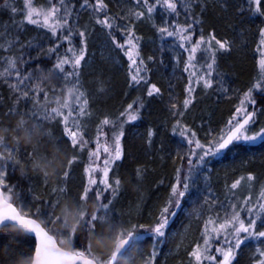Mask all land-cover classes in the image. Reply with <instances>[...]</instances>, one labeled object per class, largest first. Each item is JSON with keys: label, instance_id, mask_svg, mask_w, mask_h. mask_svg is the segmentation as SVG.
I'll list each match as a JSON object with an SVG mask.
<instances>
[{"label": "trees", "instance_id": "trees-1", "mask_svg": "<svg viewBox=\"0 0 264 264\" xmlns=\"http://www.w3.org/2000/svg\"><path fill=\"white\" fill-rule=\"evenodd\" d=\"M92 1L90 0V3ZM3 3L4 0H0V5ZM105 3L108 15L114 17L115 20L127 16L130 8L139 10L136 0H105ZM15 7L20 9L15 15L7 8L0 9V44L3 45L0 48V71L7 66L8 58H14L17 61V68L24 74L39 75L38 69L52 70L58 53L54 52L49 55L47 50L50 47H55L60 41L52 38L51 33L44 28L27 24L22 29L18 28L17 22L24 18V7L21 4H17ZM241 8L244 11H239ZM162 9L164 14L170 16L167 25L170 28L177 24L192 23L190 30L192 38L199 39L203 36L208 41L209 37L214 35L221 42H230L227 51L220 50L216 53L218 72L230 85L231 94L247 91L251 80L257 77V74H254L253 53L258 51L257 48H251V44L260 40L259 29L264 27V16L251 14L248 11L247 0H206V2L193 3L190 11H186L183 4L178 2L177 13L179 14L177 15ZM122 20L126 21L127 25H134L135 35L139 37L138 51L149 69L145 74L148 78L147 83L129 86L127 57L122 52V62H118L111 53V48H114L110 40L113 36L112 31H107L106 37L91 33L94 44V46L91 45L90 50L92 55L86 52L88 57L91 56V60L86 68L82 67L79 70V79L89 100L88 110L91 113L89 117L85 118L83 134L85 139L92 143L83 151L76 152L68 138L62 134V125L59 122L54 121L44 125V130L51 133L55 139L42 136L37 155L48 157L50 155L48 149L55 146L59 148L65 158L54 182H49L41 173L30 167L32 162L28 159L27 154L33 150L32 148H18V155L25 165L23 169L20 166H14L11 161L0 162L3 163L6 182L12 185L14 192L18 194V196H14L18 205L24 210L32 212L36 207H41L43 215L40 218L42 219H46L52 213L56 215L59 209V207L52 209L50 205L45 204V201L50 204L59 201V206L65 200L80 202L79 195L86 182L84 168L88 163V151L94 149L93 138L98 133V126L106 117L113 120L119 118L127 106L135 101L134 108L139 107L141 103L143 106L139 108V118L134 122L124 124L123 127L122 159L113 167L116 177L121 181L120 191L110 205L109 215L110 222L117 225L131 227L135 223L143 224L149 228V225L154 222L156 216L154 213L159 211L158 208L163 205L167 197L164 194L165 188L174 176L177 160L181 152L184 154L182 137L179 135L184 119L200 133V130L211 133V130L218 129V126L221 127L233 113V100L222 101L211 94H204L202 91L204 87L201 85L195 87V91L191 94L192 103L185 109L184 100L188 98L186 87L189 83V73L184 71L187 61L184 54L177 50L176 44L180 42L179 39L177 37H162L157 29L146 24L145 19ZM195 20L198 22H194ZM86 26L88 27V25ZM121 39L122 37H117L120 43H122ZM160 40L161 46L158 45ZM88 45L89 43H87ZM68 46L64 42L59 49V54H64ZM72 46L77 48L81 46L80 39L74 33ZM99 49L102 50L103 57H99ZM68 55L70 56V54ZM149 57L152 59L149 60ZM67 69L70 70L69 66ZM101 81L104 87L103 92L98 91ZM12 83H16L14 74L7 80H0V128H14L21 115L28 113L29 115L25 118H30V110L33 109V104L29 100L24 99L19 103L16 102L19 94L11 90L10 84ZM53 84L58 86L56 93L51 92ZM151 85L160 89L159 94L153 96L147 94ZM60 87H62V81L53 80L51 87H47L50 96H62L66 92V88L60 91ZM198 90L202 91L203 95ZM41 100H43L42 94ZM262 100L264 102V99ZM186 115H189V118ZM177 122L180 124V129L174 131ZM36 123H41V121L36 120ZM104 131L112 133L113 129L106 127ZM149 131L153 132L150 143ZM6 140L8 147L11 148V136H6ZM233 148L235 157L229 160L215 159L205 163L214 183H216V189L219 190L221 184L226 181L227 187V183L241 174H243L241 177L244 178L248 174H252L256 178L255 181L264 183V138L247 145L236 144ZM73 155H77L79 160L71 167V176L66 184L67 191L64 194L59 191L53 192L54 187L63 185L60 176L67 166L68 159ZM183 165H185V161ZM138 169L143 170L142 176L139 178L137 176ZM108 195H104L103 202H107ZM35 196H39L40 199H34ZM87 202L97 203L94 189L89 194ZM184 203L183 200L182 210H177L180 215L174 217L170 222L171 230L179 232L177 241L167 238H159L160 243H156L152 239L140 240L139 255L135 257L134 251L128 252V257L132 258L133 264L135 260L141 264L142 258L151 256L153 250L156 252L153 264H186L187 256L182 251L192 242L198 222L195 220L197 209L186 206ZM209 203L211 204V201ZM100 230L101 226L96 231ZM255 231H264V219L257 222ZM77 236L79 239L73 238L72 250L87 251L89 245L87 234L79 233ZM193 244L194 242L191 246ZM61 246L69 250L68 246ZM162 246L166 248L165 251L173 252L172 257L162 258ZM261 247H264V238L245 241L236 250L237 255L232 264H253L256 259V249ZM6 249L9 251L6 252ZM33 251L34 241L25 233L18 231L5 234L0 232V264H26L27 257L33 255ZM99 257L106 258V256Z\"/></svg>", "mask_w": 264, "mask_h": 264}, {"label": "snow or ice", "instance_id": "snow-or-ice-1", "mask_svg": "<svg viewBox=\"0 0 264 264\" xmlns=\"http://www.w3.org/2000/svg\"><path fill=\"white\" fill-rule=\"evenodd\" d=\"M178 2L183 4L186 11H190L193 3L206 2V0H154V2L136 0L139 10L130 8L128 15L121 18L132 20L151 19L152 13L157 6L164 8L168 13L178 14ZM247 2L248 11L251 14L264 16V0H247ZM48 4L50 5L49 7H37L34 0H23L24 18L17 22V27L22 29L27 24L44 28L51 33L52 38L60 41L55 47H50L47 50L49 55L54 52L58 53L53 69H38L39 75L24 74L17 68V61L14 58H8L7 66L0 71V80H7L14 74L16 83L10 84V88L19 94L16 102L19 103L20 100L26 99L33 104V109L30 110V118L26 119L25 117L29 114L24 113L18 120L19 129L30 135L27 125L31 124L34 129L39 131L41 136H48L49 139L54 140L55 137L44 130V125L54 121L59 122L62 125V134L68 138L76 152H81L92 143L86 140L83 134L85 118L89 117L91 113L88 110L89 100L79 79V70L82 68V62L85 61L87 32L86 30H78L81 46L79 48L72 46L74 26L69 23V18L72 16V8L67 4V0H58L56 4H53L52 0H48ZM79 6L81 8H90L96 14L92 17L95 20V24L100 25L103 29L120 31V27L115 23V18L108 15L105 0H95V3H90V0H82ZM3 8L9 9L13 15L20 11V9L15 7V0H4V3L0 5V9ZM239 11H244V9L241 8ZM194 22H198V20ZM191 28L192 23L187 25L177 24L172 28L168 26L158 27V32L162 37H177L180 41L179 47L188 52L184 69L185 72L189 73V83L186 87L188 98L184 100L185 109L191 103V94L195 91L193 84L199 86L202 82V86L205 89L213 87L215 82L213 77L218 72L216 53L220 50L227 51L230 46V42H221L214 35L210 36L208 41L203 36L193 41L190 33ZM122 35L125 36L124 43H120L114 35L111 37V43L116 49H120L129 61V86L147 83L148 78L145 74L149 69L139 54V37L135 35L134 25L125 26ZM259 36L260 40L257 46V51L260 55L258 61L259 74L254 78L255 82L253 85L243 94V98L239 100L235 114L228 121L225 128L221 129L220 134L212 136L211 139L204 143L197 138V134L190 128L183 127L180 129L179 122L174 127V131L180 129V137L189 146L187 152L179 156L181 160H186L187 171H182L181 167L175 169L168 195L163 205L159 208L153 224L149 226V231L156 243L161 242L159 238L166 237L165 230L170 227V221L180 215L177 210H182V199L190 192L192 185L196 183L193 177L196 175L197 170H202L207 158H214L224 150L230 151L229 146L234 145L235 142L255 141L257 137L264 138V127L254 135L248 134L251 125L256 123L258 114L255 107L249 110V106L257 104L253 93H261V99H264V28L259 29ZM213 41L214 44L212 43ZM64 42L69 46L65 53L61 55L59 54V49ZM2 47L3 45L0 44V48ZM197 52L205 53L204 63L199 66L200 69H204L202 72L197 69V65L194 63L197 60ZM68 54L71 55L69 56ZM151 59L152 57H149V60ZM66 66H70L71 70H68ZM53 80H61L62 87L59 90L63 91L66 88V92L62 96L55 95L54 104L38 107V105H42L43 102L47 101L50 96L49 90L45 87V82H52ZM57 91L58 86L53 84L51 92L56 93ZM98 91H104L102 81L99 83ZM224 91H227V89H224ZM159 92V88L151 85L147 94L153 96L154 94H159ZM41 94L43 100H41ZM135 103L134 101L129 104L116 120L106 117L101 121L95 140L96 147L94 150L90 149L88 151V163L84 168L86 182L80 192L79 201L87 202L89 194L95 188V200L97 201L98 211L90 218H86L85 234H95L99 226L110 222V205L119 194L121 181L118 177L110 180L109 173L115 162L122 159L121 138L124 135V124L134 122L139 118V108L143 104L141 103L139 107L134 108ZM36 120H40L41 123H36ZM106 127L113 129L110 142L107 140L102 142V138L106 135L104 131ZM19 129L0 128V130L8 132ZM152 135L153 132L149 131V143ZM38 147L39 144L27 154L28 159L33 162L39 156V162L47 165V156L37 155ZM18 148V145L16 147H8L6 136L0 137V162L11 161L14 166H20L23 169L25 165L18 155ZM57 150H59L58 147ZM102 153L101 166L97 164V161L101 160ZM78 160L79 157L77 155H73L68 159L67 166H65L60 176L63 185L54 187L52 189L53 192L59 191V193L64 194L67 191L66 184L71 176V167ZM35 166H39V163ZM95 173H100L99 180L95 177ZM142 173V169L137 170L138 178L142 176ZM243 179L244 177H241L233 182L231 189H237ZM246 179L248 182H252L256 178L254 175L248 174ZM248 187H251V185L249 184ZM105 192H109L112 197L106 203L103 202ZM14 196H18V194L14 192V187L6 182L3 163H0V230L13 228L25 234H34L35 253L27 257V264H116L118 259L127 258L129 251H134L135 257L139 255L138 245L143 237L138 234V229L144 228L145 225L143 224H132L131 227H124L113 223L119 226L120 231L115 237V250L106 258L94 254L89 245L87 251L72 250L73 238L79 239L77 234L68 238L67 246L69 250H65L59 246L62 245L61 239L65 237V234L53 231L52 227L58 222L59 218L52 213L46 219H42L40 218L43 215L41 207H36L34 212L31 210L26 211L18 205ZM34 199L38 200L40 197L35 196ZM72 202L76 203L74 200ZM204 203L209 204L208 197L204 198ZM45 204L50 205L52 209L59 207V201L51 204L45 201ZM217 204L223 210V218H221L219 213L215 217L211 215L215 211ZM196 211L198 215L202 214L200 209ZM208 212L209 216L204 222V230L201 233L202 244L196 243L195 247L188 253L190 259L186 264H232L237 255L236 250L245 241L264 238V231H255L257 222L264 219V185H261V190L255 203L252 202L250 196L244 199L241 204L228 200L227 207L219 201L212 200ZM8 251L9 249H6V252ZM155 256L156 252L153 250L151 256L142 258L141 264H153ZM256 256L258 259H254L253 264H264V247L256 249Z\"/></svg>", "mask_w": 264, "mask_h": 264}, {"label": "rangeland", "instance_id": "rangeland-1", "mask_svg": "<svg viewBox=\"0 0 264 264\" xmlns=\"http://www.w3.org/2000/svg\"><path fill=\"white\" fill-rule=\"evenodd\" d=\"M94 1L95 0H93L91 3H95ZM34 2H35V6H37V7H49L50 6L48 4V0H34ZM150 2H154V0H150ZM52 3L56 4V3H58V0H52ZM80 3H82V0H67V4L72 8V16L69 18V23L74 26V31H73L74 35L78 36V38L81 40V38H80V36L78 34V30H86L84 28L85 21L89 17H91V18L94 17L96 14H94L90 8H81L79 6ZM17 4L23 5V0H15V5H17ZM23 7H24V5H23ZM162 10H163L162 8L157 6L156 10L152 13L151 19H145L146 24L148 26L154 27V25H155V27H157V32H158V27L167 26L168 25V21L170 20V19L168 20V18L170 16L168 14H164ZM23 12H24V9H23ZM92 19L94 20V18H92ZM142 20H144V19H142ZM125 22L126 21H124L122 19H116L115 20V23L120 27V31H117L115 29H112V30L103 29L100 25L95 24V20H94V23H93L92 27L98 26V27H100V29L104 33H106L107 31L108 32L112 31V35H114L116 38L117 37H122L121 40H122V43H124L125 36L122 35V32H123L124 27L127 26V24H125ZM86 32H87V43H89V45L86 48V50H87L86 52H88L89 55L90 54L92 55L90 50H91V45L94 46V44L92 43V38L93 37L91 36V33L93 31L89 32V31L86 30ZM110 40H111V38H110ZM192 40L196 41L198 39L192 38ZM158 45L161 46V40H160V42H158ZM113 47L115 48L114 45H113ZM117 50L123 55V53L120 51V49H117ZM98 55H99V57H103V53H102L101 49L98 50ZM196 56L201 57L202 60H203L205 58V53L204 52H197ZM185 57H188V56L185 55ZM90 60H91V56L88 57L87 54H86L85 55V61L82 62V67L86 68V66L89 64ZM194 63H196V62H194ZM127 66H128V63L126 65V67ZM67 67L68 66H66V68ZM69 68H70V66H69ZM70 70H71V68H70ZM124 71L126 72L125 69H124ZM128 71H129V69H128ZM219 75H221L220 72H217V73L214 74V76H216V77H214V81H215L214 84H217L219 86L213 87V88H216V91H218V93H223L222 85L225 83V79H224V77H218ZM257 76H258V74H257ZM252 80L253 81L249 84L247 91L249 90V88L255 82L254 78ZM193 87L195 88L196 85L195 86L193 85ZM203 89L206 91V93L210 94V92L208 90H206L205 88H203ZM209 89H211V88H209ZM247 91H244V92L238 91L236 93H233V94L229 95V97L231 98V101L232 100L234 101L233 113H232L231 116H229V118L226 120V122L224 124H222L223 126L222 125H221V127L218 126L219 127L218 129L211 130V133L209 132V135L211 136L210 138L202 140L204 138L203 135L200 132H198L197 130H195L193 127H191L190 124H188V121H186L184 118H183L184 119V124L182 125V128L183 127L190 128L192 131H194L197 134V138L200 139L201 142L206 143L209 139L212 138V136H216V135L220 134L221 129L225 128V126L227 125L228 121L235 114V109L239 105V100L241 98H243V94L245 92H247ZM230 93H231V91H230ZM261 95H262L261 93L254 92L253 96L257 100V104L255 106H249V110H252V108L255 107L257 109V112H258V114L256 116V123L251 125L250 131L248 133L249 135H254L255 133L259 132L262 127H264V105H263L264 102L261 99ZM194 99H196L195 96H194ZM191 103H192V98H191ZM191 103H190V105H191ZM186 116H187V118H189L188 117L189 115H186ZM105 133H106V135L102 138V142L104 140H107V141L110 142L112 133H108V131L105 132ZM95 135L96 136L93 138V141L96 140L97 134H95ZM262 139L263 138L257 137V139L255 141H239V142H236V143L239 144V145H243V144L247 145V144H251V143L260 141ZM181 142L184 145L183 152L186 153L189 146L187 145L186 141H183L182 138H181ZM93 145H94V149H95V147H96L95 141H94ZM233 147H235V145ZM217 158H219V156H216L214 158L213 157L207 158V161L211 162V161H214ZM102 159H103V153H102V156H101V160L97 161V164L102 166ZM182 167H184V169H182V171L186 172L187 171L186 160H185V165H183ZM3 170H4V168H3ZM95 174H97L98 178L100 177V173H95ZM240 178H241V176L237 175V176L234 177V179L231 182L227 183L226 190L228 191V195L229 196H226L224 198V194H223L224 191H222L220 188H219V190L216 189V186H215L216 183H214L212 175L210 174V170L208 169L207 165L204 164L202 170H197L196 175H194V177H193V179L196 180V183L192 185L190 191H191V194L194 196L193 204H195V205H194L193 208L200 209L202 211V214L198 215V213H195V220L198 222V226L195 229V235L192 238V242L187 247H184V250L182 251L184 253V255L187 256L186 261H188L190 259L188 253L195 247L196 243L199 242V243L202 244L201 233L204 230V222H205V220L208 219V216H209L208 208L211 207L210 203L209 204H205L204 203V198L205 197H208V199H209V194H211L213 196V197H211L212 200H216V201H219L220 203H223L225 205V207L228 206V200H231L233 203H236V204H241L243 202V200L248 198L249 196L251 197L253 203L256 202V198H257V196L259 194V191L261 190V188H257V186H256L257 182H259V181H255L254 180L252 182H248L247 179L245 178V179H243L241 181V185L238 186L237 189L232 190L231 189V184L233 182H235L237 179H240ZM226 182H224V183H226ZM249 184L251 185V187H248ZM263 185H264V183H263ZM94 190H95V188H94ZM207 192H209V194ZM221 194H223V195H221ZM229 211H230V209H229ZM217 213H219L221 218H223L224 213H223V210L220 209L219 204H217L215 206V211H213L211 213V215L213 217H215ZM138 234L141 235L142 237L144 236L143 235L144 233H142V232H139ZM178 237H179V232L178 231H173V232L166 231V237H163V239L167 238L169 240L177 241ZM152 240H153V238H152ZM193 242H194V244L191 246V244ZM189 247H190V250L188 251ZM172 253L173 252H170V251L167 252L166 251L163 254L162 258L166 259L167 257H170V256L172 257V255H173ZM255 255H256V252H255ZM148 256H150V255H148ZM256 259H258L257 256H256Z\"/></svg>", "mask_w": 264, "mask_h": 264}, {"label": "clouds", "instance_id": "clouds-1", "mask_svg": "<svg viewBox=\"0 0 264 264\" xmlns=\"http://www.w3.org/2000/svg\"><path fill=\"white\" fill-rule=\"evenodd\" d=\"M45 87H51V82H46ZM54 103L55 97L49 96L48 100L43 102L42 105H38V107ZM27 127L30 130V135L26 134L22 129H19V125L16 124L14 128L19 130L11 132L0 130V137L11 136L10 144L12 147L18 145L19 147L35 149L36 146L40 144L42 136L31 124L27 125ZM48 151L50 155L47 157V165L40 163L39 156H37L30 167L34 171L41 173L49 182H54L65 158L63 153L57 150L55 146L50 147ZM37 163H39V166H35ZM97 211V203L95 202L80 201L78 203H73L71 200L62 201L56 214L59 218L58 222L52 226L53 231L65 234V237L61 239V244L67 246L68 238H71L74 234L84 233L86 218H90ZM119 231V226L109 222L101 225V230L99 232L96 231L95 234H87L91 251L97 256H110L115 250L114 241ZM0 232L8 234L16 233L18 230L4 228L0 230ZM116 264H133V260L130 257L122 258L118 259ZM134 264H138V261L135 260Z\"/></svg>", "mask_w": 264, "mask_h": 264}, {"label": "bare ground", "instance_id": "bare-ground-1", "mask_svg": "<svg viewBox=\"0 0 264 264\" xmlns=\"http://www.w3.org/2000/svg\"><path fill=\"white\" fill-rule=\"evenodd\" d=\"M93 23H94V20L91 18V17H89L86 21H85V23H84V28L87 30V31H93L92 33H95V34H97V35H105V33L98 27V26H95V27H92L93 26ZM86 25H88V27L86 26ZM153 28H155V29H157V27H153ZM264 28V27H263ZM46 30V29H45ZM46 31H48V30H46ZM49 32V31H48ZM104 33V34H103ZM92 36V35H91ZM93 37V36H92ZM101 38L103 37V36H100ZM105 37H106V35H105ZM105 37H103V39H105ZM90 39V38H89ZM100 39V38H99ZM180 43V42H179ZM179 43L178 44H176L177 45V50L180 52V53H182V54H184V56L185 55H187L188 56V52L187 51H185V49H182V48H180L179 47ZM213 44H214V42H212ZM258 44H259V41L257 42V43H253V44H251V48H257V46H258ZM96 46V45H95ZM97 47V46H96ZM218 47V46H217ZM111 53H112V55H114L115 57H116V61H118V62H122V56H121V53L117 50V49H114V48H111ZM253 58H254V67H255V73L254 74H259V66H258V61H259V59H260V55H259V52H256V53H253ZM217 56V55H216ZM185 59L187 60V57H185ZM196 62V64H197V69L199 70V71H204V69H200V65H202L203 63H204V61L202 60V58L201 57H199V56H197V60L195 61ZM217 66V65H216ZM214 77H216V76H214ZM214 77H213V79H214ZM218 77H222V75H219ZM129 80V79H128ZM251 82H252V80H251ZM201 86H202V82H201V84H200ZM194 86H195V84H194ZM197 86V85H196ZM217 86H219V85H217V84H214L213 85V87H217ZM203 87V86H202ZM211 88V89H206V90H208L209 92H210V94L211 95H213V96H216L217 98H219V99H222V101H231V98L229 97V95L231 94L230 93V85L228 84V83H224L223 85H222V90H223V93H218V91H216V88ZM224 89H227V91H224ZM199 91V93L200 94H202L201 92L203 91L204 92V94L206 93V91L205 90H202V91H200V90H198ZM198 93V94H199ZM203 95V94H202ZM90 125V124H89ZM97 125H99V124H97ZM201 131V134L203 135V139L202 140H205V139H207V138H210L211 136L209 135V131H203V130H200ZM199 132V131H198ZM96 136V135H95ZM95 141V140H94ZM94 141H93V143H94ZM237 143L235 142L234 143V145H236ZM234 145H230L229 147H230V151L229 150H224L221 154H219V155H217V156H219V158H217V159H223V158H225V159H227V160H229V159H231V158H233V157H235L236 156V154H234V148H233V146ZM183 153L181 152V154L180 155H182ZM209 158H211V157H209ZM184 161L185 160H181L180 158L177 160V163H176V167L175 168H177V167H182V164L184 163ZM118 162V161H117ZM117 162H115V164L117 163ZM114 164V165H115ZM114 167V166H113ZM82 168H83V166H82ZM95 175V177L97 178V180H99V178H98V176H97V174H94ZM241 175H243V174H241ZM240 175V176H241ZM116 177V173H115V171L113 170V168H112V170L110 171V173H109V178H110V180L112 179V178H115ZM174 177V176H173ZM245 179V178H244ZM173 181V178H171V180L169 181V184L167 185V187L165 188V195H168V191H169V187H170V183ZM261 185H263V183L262 182H257V188H261ZM223 187V188H222ZM220 189L222 190V191H224V198L226 197V196H229L228 195V192H227V190H226V184L225 183H222L221 184V186H220ZM208 194H209V192H207ZM105 194H109L108 196H107V198H109V199H111L112 197H111V194L109 193V192H105ZM104 194V195H105ZM211 197H213L211 194H209V202L212 200L211 199ZM183 200H184V205H186V206H189V207H194V205L195 204H193V200H194V196L191 194V191L188 193V194H186V196L182 199V203H183ZM184 206H182V208H183ZM159 209V208H158ZM195 209H197V208H195ZM158 211V210H157ZM157 211L154 213V216L156 215V213H157ZM197 213V212H196ZM154 216H153V218H154ZM150 219V218H149ZM151 220H152V218H151ZM135 224V223H134ZM150 225H152V223L150 224ZM149 225V226H150ZM172 229V226H171V223H170V227H167L166 228V230L165 231H169V232H173V231H175V230H171ZM139 232H142V233H144L143 235V239H152L153 238V236H152V234L149 232V228H146V227H144V228H140V229H138V233ZM243 235V234H242ZM28 236V235H27ZM30 237V236H29ZM32 238V237H31ZM33 239V238H32ZM33 241H34V239H33ZM34 247H35V242H34ZM166 250V248L165 247H163L162 246V253L164 254V251ZM34 252V251H33ZM166 252V251H165ZM128 256H129V254H127Z\"/></svg>", "mask_w": 264, "mask_h": 264}, {"label": "water", "instance_id": "water-1", "mask_svg": "<svg viewBox=\"0 0 264 264\" xmlns=\"http://www.w3.org/2000/svg\"><path fill=\"white\" fill-rule=\"evenodd\" d=\"M26 235L32 237V238L34 239V242H35V236H34V234H26ZM59 246H60V245H59ZM60 247H61V246H60ZM62 248H63V247H62ZM65 250H66V249H65ZM34 253H35V247H34L33 255H34Z\"/></svg>", "mask_w": 264, "mask_h": 264}]
</instances>
